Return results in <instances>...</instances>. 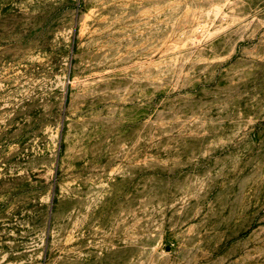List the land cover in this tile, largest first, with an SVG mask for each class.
Listing matches in <instances>:
<instances>
[{"label":"rangeland","instance_id":"374dc122","mask_svg":"<svg viewBox=\"0 0 264 264\" xmlns=\"http://www.w3.org/2000/svg\"><path fill=\"white\" fill-rule=\"evenodd\" d=\"M0 264H264V0H0Z\"/></svg>","mask_w":264,"mask_h":264}]
</instances>
